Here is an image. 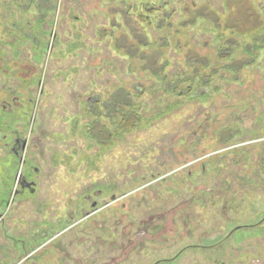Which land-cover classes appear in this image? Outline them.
<instances>
[{"label": "rangeland", "instance_id": "1", "mask_svg": "<svg viewBox=\"0 0 264 264\" xmlns=\"http://www.w3.org/2000/svg\"><path fill=\"white\" fill-rule=\"evenodd\" d=\"M2 99L0 264H264V0H0Z\"/></svg>", "mask_w": 264, "mask_h": 264}, {"label": "flooded vegetation", "instance_id": "2", "mask_svg": "<svg viewBox=\"0 0 264 264\" xmlns=\"http://www.w3.org/2000/svg\"><path fill=\"white\" fill-rule=\"evenodd\" d=\"M15 99H17V98L12 96L10 100L12 101V103H14L16 101ZM12 103L11 104L6 103L2 99V101H0V106H1L0 109H3V111H7V110H9V109H7V107H8L7 104H9L11 107ZM6 126L12 127L13 126L12 121H11V125L8 124ZM3 137H4V143L2 145H4L6 153L10 155V157L13 159L14 162L17 163V167H16V170H15L14 176H13V183L11 186V194L20 195L22 197H28L29 195H31V196L35 195L36 188H37L36 177H38L39 168H37L36 165H33L31 163L32 161H30V160L32 158H30V160H28V158H27L28 157L29 141L25 137H23V135L19 134L16 130L15 131L13 130V132H11L10 129L8 130L7 133H5L3 135ZM229 149H231V148H229ZM226 150H228V149H226ZM96 192H100V191H96ZM96 192H93V193L96 194ZM85 199L90 200V199H92V196L90 194H86ZM91 205L93 206V209H96L97 203L95 200L91 201ZM86 212L88 213V211H86ZM3 221H4V217L0 211V223ZM58 223L60 225L66 224L65 221H60ZM41 235H44V234H41ZM29 241H30V244L33 243V239H31V240L29 239L27 242H29ZM16 249H17V252L14 253L13 257L16 260H18L17 263H19V261L23 257H25L29 254L30 248L27 249V248L22 246V249L19 250L17 247H16Z\"/></svg>", "mask_w": 264, "mask_h": 264}, {"label": "trees", "instance_id": "3", "mask_svg": "<svg viewBox=\"0 0 264 264\" xmlns=\"http://www.w3.org/2000/svg\"><path fill=\"white\" fill-rule=\"evenodd\" d=\"M7 10H9V8H7ZM23 10H25V9H23ZM11 12V11H10ZM250 29H253V28H250ZM253 44H255V42L253 43ZM251 53H253V51H251ZM254 54V53H253ZM255 55H257V54H255ZM196 75H194V76H192V78H197V76L195 77ZM198 79V78H197ZM193 89H192V87H191V85H188L187 87H185V88H183V89H181V90H179L178 91V89L176 88L175 89V91H173L172 93H186V94H189L191 91H192ZM121 105H124V104H119L118 102L117 103H115L114 104V106H115V109H113L112 108V112H110L109 114H107V116H104V118L106 119V120H108L109 119V117H111V120L113 119L112 118V115H114L115 117H116V119H117V121L116 122H113L114 123V131H115V133L117 134V135H121V134H123L124 133V131H125V128H123V126H125V124H126V120H127V118L129 117V121H130V119H133V114H129L128 116H127V114H126V112H124V111H122L121 110V108H120V106ZM101 107L102 108H105V106L103 107V105L101 104ZM100 112V111H99ZM113 113V114H112ZM96 115V114H95ZM98 116V115H97ZM135 118V117H134ZM110 120V119H109ZM136 120H131V125H133V123L135 122ZM93 124V127H94V129H95V127H97V125H96V123H97V120H95V121H93L92 122ZM100 125V124H99ZM100 127H102V129H104L105 128V130L106 131H108L107 129H106V127L103 125L102 126V124H101V126ZM101 129V128H100ZM100 129L98 130V136H97V133H96V135L93 133L91 136V138H93L94 140H102L103 138H101V136L99 135V134H101V133H99L100 132ZM109 136H110V133H109ZM104 137V136H103ZM108 137V136H107Z\"/></svg>", "mask_w": 264, "mask_h": 264}]
</instances>
